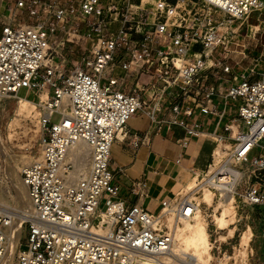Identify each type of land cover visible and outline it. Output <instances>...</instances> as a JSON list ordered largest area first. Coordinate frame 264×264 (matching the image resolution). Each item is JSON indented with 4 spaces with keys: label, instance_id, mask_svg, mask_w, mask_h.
<instances>
[{
    "label": "built area",
    "instance_id": "1",
    "mask_svg": "<svg viewBox=\"0 0 264 264\" xmlns=\"http://www.w3.org/2000/svg\"><path fill=\"white\" fill-rule=\"evenodd\" d=\"M125 2L0 0V96L48 94L40 155L22 170L32 209L13 264H179L176 229L159 217L166 207L175 221L193 217L196 200L175 196L155 213L123 199L115 180L112 146L138 112L158 129L181 127L185 148L214 139L199 181L215 192L213 210L230 196L264 209V64L228 78L232 41L264 0H152L136 10ZM196 113L208 130L190 121ZM78 144L89 152L80 171ZM131 191L146 196V182ZM12 224L0 208V263Z\"/></svg>",
    "mask_w": 264,
    "mask_h": 264
},
{
    "label": "rangeland",
    "instance_id": "2",
    "mask_svg": "<svg viewBox=\"0 0 264 264\" xmlns=\"http://www.w3.org/2000/svg\"><path fill=\"white\" fill-rule=\"evenodd\" d=\"M117 1L120 3V7H124L126 4L125 0ZM129 2L133 4V10H136V6L138 5L148 8L151 6L152 0H129ZM3 12H6L5 9H3ZM247 21L253 22L257 28L252 29L250 23L248 29L249 35L243 38V40H239V42H237V36L241 31L239 30L238 34L235 35L232 42H237L238 45L231 44V51L228 55L229 64L233 68L231 73L228 74L230 81H232V77L235 74L240 73L243 67L255 63H258V66L264 64V7L254 11ZM1 29L2 22L0 21V33ZM80 48L68 55V61L65 63L66 68H71L73 60L79 58L82 51ZM255 59L258 60L256 61ZM18 94L21 97L32 98L31 100L39 105L34 92L29 93L26 88H21ZM42 99H44L43 96ZM16 102L15 96L0 97V208L6 214L13 217L16 226H21L20 229L25 236L28 231V224L25 222L21 225V223L28 218L32 206L27 188L22 179V170L28 165L23 161L24 158H31L32 162L39 157L42 133L39 131V114L22 120L20 125L9 129L8 123L15 114ZM38 110H40V105ZM59 119L60 114L55 113L51 118V122H58ZM9 133L12 134L11 137H8ZM209 147L210 144L206 143L205 148L208 149ZM186 196L192 197V194H186ZM196 202L198 201L196 200ZM214 206L215 204L209 207L205 203L202 206L206 219L209 222L208 230L214 243V258L212 260L214 262L211 264H218V260L225 253L233 255L235 247L239 246L242 235L248 228H251L253 234L249 264H264V209L250 205L245 206L237 199L232 204L235 210L234 219L231 220L233 224L231 222L226 228L218 230L220 235L226 237L223 242H220L218 240V236L220 235H218L213 223V217L215 214H220L222 208L215 211L213 210ZM102 208L104 209L105 206L103 205ZM231 232L232 235L230 234ZM16 251V248L12 250V254H10L5 264H13ZM229 264H235V260L231 259Z\"/></svg>",
    "mask_w": 264,
    "mask_h": 264
},
{
    "label": "crops",
    "instance_id": "3",
    "mask_svg": "<svg viewBox=\"0 0 264 264\" xmlns=\"http://www.w3.org/2000/svg\"><path fill=\"white\" fill-rule=\"evenodd\" d=\"M250 23L252 29L257 28L253 22L246 20L237 42L249 35ZM43 95L40 92L38 102ZM167 109L168 106L160 113V118L165 117ZM194 119L205 123L204 130L209 129L207 118L196 113L190 121ZM127 131V136L117 139L112 146L115 180L121 185L120 196L123 199L131 204H140L152 212H159L164 200L177 198L187 181L205 171L211 161L215 141L206 134L192 138L185 148L181 140L188 138V135L181 127L163 123L162 128L158 129L142 112L129 119ZM206 143L210 144L208 149L205 148ZM137 180L147 184L144 197L131 191L133 182Z\"/></svg>",
    "mask_w": 264,
    "mask_h": 264
},
{
    "label": "bare ground",
    "instance_id": "4",
    "mask_svg": "<svg viewBox=\"0 0 264 264\" xmlns=\"http://www.w3.org/2000/svg\"><path fill=\"white\" fill-rule=\"evenodd\" d=\"M15 97L17 99V102L15 104V114L13 117H11L10 122L8 123L9 129H13L14 127L20 125L22 120L39 114V131L42 133L43 123L41 118L44 117L45 113L42 112L41 109L38 110V108L39 105L41 106L48 100L46 99L48 97V94L44 93V99L41 98L39 105L35 101L30 100L26 97ZM11 136L12 134L9 133L8 137ZM118 137L123 138V134H119ZM76 150L84 152L81 155L83 160L78 163V168L80 171L88 164L87 161L89 158V152L87 148L83 150L81 144L77 145ZM23 162H26V164H30L31 158H24ZM201 177L202 176L200 173L187 181L188 183L182 191L180 190L179 194V196L183 197H188L186 196V194H192V197L188 198H190L191 200L196 199L198 201L196 202L198 205L197 211L193 217H183L179 221H175L168 207L162 210L159 217L160 222L166 221L168 222L169 226H172L176 229L175 245L172 254L174 256V259L178 261L179 264H211L212 262H214L212 261L214 258V243L212 242V238L208 230L209 222L206 219V215L204 214L202 206L204 203L209 207L213 205L215 192L208 184H203L199 187V180H201ZM179 196H177L176 199L183 198ZM227 201L230 202L219 206L222 208L220 214H215L213 217V223L216 227L218 235H220V232H218V230L226 228L229 224H231V220L234 219L235 210L233 208L234 206H232L234 201L232 199V196L228 197ZM219 207H215V211H218ZM29 215H31V212ZM99 220L102 223H106L105 215L101 214ZM98 222L99 221L97 220L96 223L98 224ZM178 223L179 225H177ZM20 231V226H16V222L13 219V224L8 229V247L0 264H5L10 254H12V250L16 248ZM230 234L232 235V232ZM252 236V230L251 228H248L243 233L239 246L235 247L234 254L229 255L228 253H225V255L220 260H218V264H229V261L231 259L235 260V264H249L250 253L252 251ZM224 238L226 237H224L223 235L218 236V240L220 242H223Z\"/></svg>",
    "mask_w": 264,
    "mask_h": 264
}]
</instances>
